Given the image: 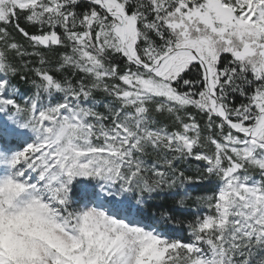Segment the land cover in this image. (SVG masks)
Returning <instances> with one entry per match:
<instances>
[{"label": "snow or ice", "instance_id": "snow-or-ice-1", "mask_svg": "<svg viewBox=\"0 0 264 264\" xmlns=\"http://www.w3.org/2000/svg\"><path fill=\"white\" fill-rule=\"evenodd\" d=\"M0 264H264V0H0Z\"/></svg>", "mask_w": 264, "mask_h": 264}]
</instances>
